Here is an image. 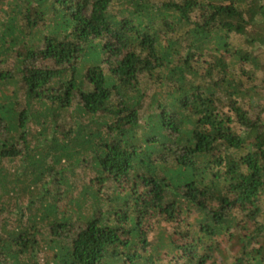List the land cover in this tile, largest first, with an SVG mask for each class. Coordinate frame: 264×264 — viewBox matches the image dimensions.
Wrapping results in <instances>:
<instances>
[{"label":"trees","instance_id":"1","mask_svg":"<svg viewBox=\"0 0 264 264\" xmlns=\"http://www.w3.org/2000/svg\"><path fill=\"white\" fill-rule=\"evenodd\" d=\"M264 0H0V264H264Z\"/></svg>","mask_w":264,"mask_h":264},{"label":"rangeland","instance_id":"2","mask_svg":"<svg viewBox=\"0 0 264 264\" xmlns=\"http://www.w3.org/2000/svg\"><path fill=\"white\" fill-rule=\"evenodd\" d=\"M260 112L258 113V110L254 112V115L256 116L257 120H262L264 118V111L262 110V106H259Z\"/></svg>","mask_w":264,"mask_h":264}]
</instances>
